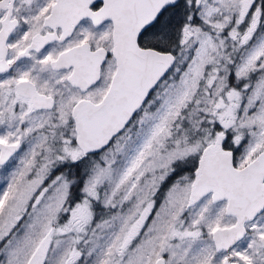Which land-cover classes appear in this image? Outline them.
<instances>
[{
    "label": "snow or ice",
    "instance_id": "obj_1",
    "mask_svg": "<svg viewBox=\"0 0 264 264\" xmlns=\"http://www.w3.org/2000/svg\"><path fill=\"white\" fill-rule=\"evenodd\" d=\"M0 264H264V0H0Z\"/></svg>",
    "mask_w": 264,
    "mask_h": 264
}]
</instances>
